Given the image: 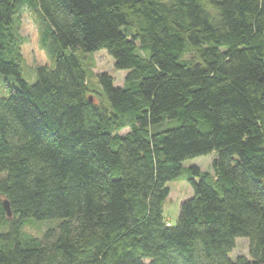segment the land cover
<instances>
[{
	"label": "trees",
	"instance_id": "obj_1",
	"mask_svg": "<svg viewBox=\"0 0 264 264\" xmlns=\"http://www.w3.org/2000/svg\"><path fill=\"white\" fill-rule=\"evenodd\" d=\"M23 8L51 63L33 83ZM100 51L123 84L90 88L80 54ZM0 75L17 83L0 97V264H264V0H0ZM211 154L171 226L167 184Z\"/></svg>",
	"mask_w": 264,
	"mask_h": 264
},
{
	"label": "rangeland",
	"instance_id": "obj_2",
	"mask_svg": "<svg viewBox=\"0 0 264 264\" xmlns=\"http://www.w3.org/2000/svg\"><path fill=\"white\" fill-rule=\"evenodd\" d=\"M19 26L20 35L24 39L22 46V56L24 60L23 78L28 83H33L35 80L34 69L38 66H50L49 57L46 51L41 45L40 32L43 29L41 27V19L37 12L30 11L28 8H23L19 14ZM43 31V30H42ZM80 60H83L88 69L87 82L91 89L100 91V87L97 83L96 76L102 73L110 75L115 84H123L126 72L115 71L113 66V60L109 58L104 51H100L94 54H80ZM16 87L17 83L11 77H5L0 75V97H7L8 91L5 86ZM96 100V98H95ZM105 104L106 101L103 99ZM101 101V100H100ZM99 101V103H100ZM128 130H124L121 134L126 133ZM215 159V154H211L206 157L197 158L194 160L184 162L183 166L185 170H182L181 176L167 184L170 190L168 199L164 204V218L169 222L171 226H174L177 217L179 215L180 205L192 197V191L186 182L188 169L190 167H197L201 172H206L212 175L211 164ZM54 222H31L30 225L24 228V232L29 235L38 236L44 228H48ZM37 226V227H34ZM51 228V227H49ZM231 261H235L237 257H248V241L247 239H236L233 250L228 255Z\"/></svg>",
	"mask_w": 264,
	"mask_h": 264
},
{
	"label": "water",
	"instance_id": "obj_3",
	"mask_svg": "<svg viewBox=\"0 0 264 264\" xmlns=\"http://www.w3.org/2000/svg\"><path fill=\"white\" fill-rule=\"evenodd\" d=\"M90 101H92L91 98H90ZM3 206H4V209H5V211H6L7 215H8V217H10L11 214H10V210H9V207H8L7 202H3Z\"/></svg>",
	"mask_w": 264,
	"mask_h": 264
}]
</instances>
